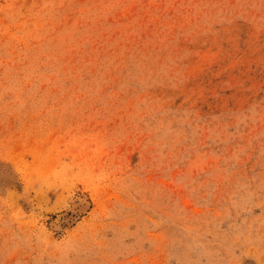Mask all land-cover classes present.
I'll return each instance as SVG.
<instances>
[{
  "label": "rangeland",
  "instance_id": "1",
  "mask_svg": "<svg viewBox=\"0 0 264 264\" xmlns=\"http://www.w3.org/2000/svg\"><path fill=\"white\" fill-rule=\"evenodd\" d=\"M0 264H264V0H0Z\"/></svg>",
  "mask_w": 264,
  "mask_h": 264
}]
</instances>
